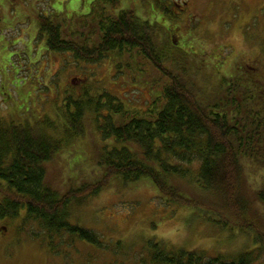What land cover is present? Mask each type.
Wrapping results in <instances>:
<instances>
[{"label":"trees","instance_id":"16d2710c","mask_svg":"<svg viewBox=\"0 0 264 264\" xmlns=\"http://www.w3.org/2000/svg\"><path fill=\"white\" fill-rule=\"evenodd\" d=\"M114 4L82 14L71 24L65 15H40L44 47L65 52L73 58L70 63L78 64L102 59L113 63L112 55L124 56L125 62L113 64L116 76L151 82L154 99L144 109L135 108L106 88L91 92L85 86L57 106L61 128L51 116L0 121V218L21 215L50 233L67 231L99 247L102 241L93 230L68 222L69 206L97 195L111 181L127 186L142 180L165 202L187 204L215 224L227 226L230 221L254 234L257 242L226 257L152 240L147 244L151 263L261 264L264 220L258 204L264 205V177L253 193L254 205L246 189V166L264 170V79L238 62L216 83L210 82L202 73L204 57L200 65L189 62L190 54L195 62L203 51L192 45L194 35L183 38L179 32L178 43L171 41L169 22L161 15L177 16L165 2L154 0L150 11L143 8L152 21L133 8L116 11ZM164 32L169 42L160 39ZM210 91L215 92L208 95ZM89 132L94 134L91 142L97 136L101 147L94 148L91 167H84L81 180L60 191L47 176L48 164ZM76 162L74 158L72 165Z\"/></svg>","mask_w":264,"mask_h":264},{"label":"rangeland","instance_id":"374dc122","mask_svg":"<svg viewBox=\"0 0 264 264\" xmlns=\"http://www.w3.org/2000/svg\"><path fill=\"white\" fill-rule=\"evenodd\" d=\"M147 1L149 6L136 1L132 8L152 21L143 8L151 10L154 0ZM138 5L140 8H136ZM181 7L184 9L181 10ZM263 7L264 0H189L185 6L173 4L169 7L168 10L177 17L170 18L169 13L161 17L165 16V21L169 22L174 44L178 43L180 33H184L183 38L194 35L195 38L190 40L192 45L199 44L203 51L196 55L195 62L194 54H190L189 62L200 65L199 60L204 57L202 73L210 77V82L216 83L238 62L264 79ZM166 33L161 34L160 39L169 42V33ZM28 34L27 66L20 73L26 74L20 81L23 92L14 98L16 107L6 110L8 103L12 107V99L8 103L0 102V121L3 124L12 118L27 121L33 117L40 120L51 116L61 128L64 122L57 106L63 98L79 94L81 87L85 86H89L91 92L106 88L125 105L135 108L144 109L154 99L151 82L141 79L132 81L131 76L125 77L122 73L116 76L117 68L113 64L118 60L125 62L124 56L112 55L113 63L108 59L70 63L69 60L73 59L71 55L62 51L50 52L44 47L40 31L35 37L38 41ZM134 75L139 76L138 73ZM194 78L197 84L202 83L197 76ZM93 135L89 132L79 138L80 141L76 139V143L65 147L48 164L47 176L60 191L67 189L73 180L79 182V174L87 164L91 167L94 148L101 147L97 136L91 142ZM74 158L77 162L73 166ZM246 175L247 192L253 204L257 205L253 193L258 181L263 180L264 170L258 167L248 169L246 166ZM69 208L68 222L93 230L102 241L101 246L87 243L67 231L50 233L35 220H22L21 215L12 219L1 217L0 264H154L151 263L147 244L160 239H165L168 244L198 249L206 255L220 253L226 257L257 246L251 232L235 227L230 221L227 226L215 224L204 218L200 210L187 204L167 203L151 184L142 180L127 186L111 181L97 195H90ZM258 210L264 220V205L258 204ZM259 263L264 264V254L260 256Z\"/></svg>","mask_w":264,"mask_h":264},{"label":"flooded vegetation","instance_id":"af4514ba","mask_svg":"<svg viewBox=\"0 0 264 264\" xmlns=\"http://www.w3.org/2000/svg\"><path fill=\"white\" fill-rule=\"evenodd\" d=\"M110 1H116L114 10L120 12L122 9H132L131 6L136 0H0V102L8 103L13 100L12 107L8 103L6 110L16 107L14 98L23 92L20 81L24 80L26 74L24 76L20 73L27 66L26 35L28 32L29 37L32 35L33 40L38 41L35 37L39 31L37 24L40 15L68 14L65 18L71 24L75 18L82 14L87 15L89 11L102 8L109 10ZM162 1L158 0L160 3ZM188 2L189 0H167L165 3L170 7L173 4L185 6ZM139 15L143 16L142 13Z\"/></svg>","mask_w":264,"mask_h":264}]
</instances>
